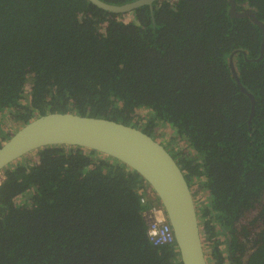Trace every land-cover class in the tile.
Listing matches in <instances>:
<instances>
[{"label":"trees","instance_id":"obj_1","mask_svg":"<svg viewBox=\"0 0 264 264\" xmlns=\"http://www.w3.org/2000/svg\"><path fill=\"white\" fill-rule=\"evenodd\" d=\"M234 2L264 24V0ZM229 7L154 0L124 21L127 13L89 0H0V119L8 110L18 129L49 112H73L149 135L170 124L176 136L165 146L189 187L207 195L196 211L211 259L264 264L262 30L249 16L231 17ZM230 62L254 97L251 117ZM140 108L150 114L142 124ZM34 152V162L1 170L0 264H181L175 243L149 242L139 200L147 184L138 173L78 146ZM257 206L262 227L241 262L232 258L243 243L235 226Z\"/></svg>","mask_w":264,"mask_h":264},{"label":"water","instance_id":"obj_2","mask_svg":"<svg viewBox=\"0 0 264 264\" xmlns=\"http://www.w3.org/2000/svg\"><path fill=\"white\" fill-rule=\"evenodd\" d=\"M89 1L108 12L127 13L142 5L151 6L154 0H134L121 5L103 0ZM229 4L231 17L249 16L261 28V59L264 24L257 19L253 10L238 12L234 0H229ZM230 66L240 89L251 100V117L254 112V97L240 84L231 62ZM49 145L78 146L94 150L122 162L138 173L155 193L166 220L172 227L181 264H207L192 190L176 160L161 142L138 127L112 119L73 112H49L20 126L1 143L0 171L18 158Z\"/></svg>","mask_w":264,"mask_h":264},{"label":"rangeland","instance_id":"obj_3","mask_svg":"<svg viewBox=\"0 0 264 264\" xmlns=\"http://www.w3.org/2000/svg\"><path fill=\"white\" fill-rule=\"evenodd\" d=\"M124 21H128L132 19V15L130 13H127L126 15H124ZM147 108H143V109H139L137 111V117L140 118L139 123L142 124L143 122H146L148 120L149 117V113L147 111H144ZM12 116L10 112H8V110L3 112V116L0 119V123H1V132H0V136H2L3 134H6L8 132H12L15 131L17 129L16 125L17 123L15 121H13V118L10 117ZM172 126L170 124L167 123H159V125L157 126L154 135H151L154 139H156L157 141L161 142L164 146H165V142L163 141L165 137H168L169 139H172L173 136H176L175 132L173 131V129L171 128ZM167 145V143H166ZM167 148V146H165ZM183 149V148H182ZM167 150L170 152V154H172V152L167 148ZM173 155V154H172ZM35 157L36 154L35 152H30L28 154H26L23 157L18 158L17 160L13 161V164L16 163H25L27 161L30 162H34L35 161ZM3 172L0 171V181L3 179ZM191 190L194 196V201H195V206L196 209L201 210V206L206 204L207 201V195L205 192L202 191H198L196 188V185H192L191 186ZM261 206V205H260ZM199 212V211H198ZM200 213V212H199ZM201 214V213H200ZM260 217V208L257 206L255 208H253L252 210L248 211L243 218L237 223V226H235V228L237 229V233H239L238 238L242 243V247L239 248L235 253V255H233L232 258H238L241 260V262L245 261V257L246 254L249 251L250 248V244L252 242V240L254 239V236L256 234V232L262 227L261 224V220H259ZM198 221H199V225H202V218H200V216H198ZM241 227H245V229H248L249 233L247 234H243L240 233ZM202 233V231H201ZM221 240H223V237H220ZM203 241V239H202ZM224 246L222 245L221 248H223ZM203 248H204V252L206 255V261L207 264H215L214 260L211 259L210 255L207 254V250H208V246L207 244H203ZM240 255H244L243 257ZM224 256H226V259L228 258V254H224ZM241 257V258H240ZM225 263H227V261L225 260Z\"/></svg>","mask_w":264,"mask_h":264},{"label":"built area","instance_id":"obj_4","mask_svg":"<svg viewBox=\"0 0 264 264\" xmlns=\"http://www.w3.org/2000/svg\"><path fill=\"white\" fill-rule=\"evenodd\" d=\"M140 203L147 205L142 211L146 221V229L149 242L153 246H161L174 243L172 227L166 220L163 209L156 199L155 193L146 186L140 190ZM151 201V202H150Z\"/></svg>","mask_w":264,"mask_h":264},{"label":"flooded vegetation","instance_id":"obj_5","mask_svg":"<svg viewBox=\"0 0 264 264\" xmlns=\"http://www.w3.org/2000/svg\"><path fill=\"white\" fill-rule=\"evenodd\" d=\"M243 12V11H242ZM206 244L208 245L209 244V242L208 241H206ZM210 253V251H209V248H208V251H207V254H209ZM210 255V257H211V254H209ZM228 256H229V254H228ZM226 260V259H225ZM226 264V263H225Z\"/></svg>","mask_w":264,"mask_h":264},{"label":"bare ground","instance_id":"obj_6","mask_svg":"<svg viewBox=\"0 0 264 264\" xmlns=\"http://www.w3.org/2000/svg\"><path fill=\"white\" fill-rule=\"evenodd\" d=\"M4 178V177H3Z\"/></svg>","mask_w":264,"mask_h":264}]
</instances>
